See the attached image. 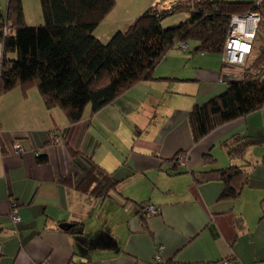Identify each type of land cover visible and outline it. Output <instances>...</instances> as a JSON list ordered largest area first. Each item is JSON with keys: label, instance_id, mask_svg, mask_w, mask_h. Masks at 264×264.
I'll return each instance as SVG.
<instances>
[{"label": "crops", "instance_id": "0c3cea01", "mask_svg": "<svg viewBox=\"0 0 264 264\" xmlns=\"http://www.w3.org/2000/svg\"><path fill=\"white\" fill-rule=\"evenodd\" d=\"M190 48L171 49L154 79L97 112L88 106L75 124L59 107L48 109L35 87L0 96V264H156L160 246L164 264H221L227 258L264 264V107L195 143L191 109L224 93L223 74L239 71L222 62L219 68L203 53L201 62L180 51ZM1 59L0 44V68ZM234 134L261 137L262 143L231 161L221 144ZM15 142L23 153L10 152ZM179 152L188 154L186 164L171 163ZM208 153L212 164L204 161ZM92 164L120 180L104 199L78 187ZM232 164L250 171L233 200L222 198L223 182L198 184L191 174ZM145 203L159 209L146 221L139 206Z\"/></svg>", "mask_w": 264, "mask_h": 264}, {"label": "trees", "instance_id": "16d2710c", "mask_svg": "<svg viewBox=\"0 0 264 264\" xmlns=\"http://www.w3.org/2000/svg\"><path fill=\"white\" fill-rule=\"evenodd\" d=\"M40 2L44 23L39 26L27 24L22 0H8L6 10L0 7V96L16 87L24 92L35 87L48 109L59 107L75 124L84 118L88 106L97 112L137 83L154 79L165 55L182 43L187 44L186 50L193 42L192 53H219L222 59L232 17L258 13L261 22L252 51L246 64L236 67L240 79L227 80L224 93L195 104L188 114L193 141L198 143L218 127L264 107V8L258 0H187L165 10L152 6L107 43L94 32L115 0ZM179 11L187 12L188 18L163 25L164 19ZM260 143L261 137L234 134L221 146L234 161L245 159L248 148ZM204 161L212 164L215 158L208 153ZM191 174L198 184L223 182L222 198L232 200L241 194L250 177L244 165L235 164ZM119 184L112 173L92 164L78 187L104 199L117 191ZM147 204L139 205L144 221L149 215L145 212Z\"/></svg>", "mask_w": 264, "mask_h": 264}, {"label": "rangeland", "instance_id": "374dc122", "mask_svg": "<svg viewBox=\"0 0 264 264\" xmlns=\"http://www.w3.org/2000/svg\"><path fill=\"white\" fill-rule=\"evenodd\" d=\"M154 0H115V6L110 11V13L105 17V19L99 24L96 28L94 34L97 38H99L103 43H107L111 37L118 31L126 30L133 21L139 17L142 13H144L151 3ZM23 8L25 12V19L28 25L31 26H39L44 23L42 6L40 0H22ZM177 1L172 0H162L158 5H156V9L165 10L172 9ZM2 6L7 5V0H0ZM182 3H187V0L182 1ZM1 6V7H2ZM182 6V5H181ZM6 7V6H5ZM188 18V13L185 11L176 12L170 16H168L163 21L164 26H170L180 21H184ZM191 48L190 52L194 50L195 44L193 42L189 43ZM182 53L187 54L188 57L197 56L196 59L204 62L205 59L201 58V53H197L192 55L189 51L180 50ZM209 58H216V66L220 68L221 64V54L219 53H207L205 54ZM10 57H14L11 55ZM205 66H209V64H205ZM159 68V66H157ZM157 68L155 69L154 74L157 73ZM182 68V67H181ZM228 69H237L236 67L226 66ZM226 70V69H225ZM194 96L193 98H195ZM229 165L225 166L228 167ZM224 167V168H225Z\"/></svg>", "mask_w": 264, "mask_h": 264}, {"label": "built area", "instance_id": "2783aa9c", "mask_svg": "<svg viewBox=\"0 0 264 264\" xmlns=\"http://www.w3.org/2000/svg\"><path fill=\"white\" fill-rule=\"evenodd\" d=\"M260 4V1H259ZM261 22V15L258 13H248L245 15H234L231 19L229 34L223 50V62L228 66L233 67H243L246 64L247 58L252 51V45L256 38L257 32L259 30V24ZM264 36V28H263ZM182 48H186L187 44L182 43ZM60 136H55V141L59 142ZM2 142V131L0 129V143ZM25 151L24 146L15 142L11 145L10 152L19 155ZM37 156L41 154L38 151ZM188 162V154L185 152H179L176 154L172 163L174 164H186ZM157 207L152 204H147L145 206V212L149 215L157 214ZM11 217L14 222L21 220L18 214V204L16 202L11 203ZM162 246L158 248V252L155 255L156 264H164L161 257ZM1 258V250H0ZM43 264H48L43 262ZM221 264H242L235 258H227L221 262Z\"/></svg>", "mask_w": 264, "mask_h": 264}, {"label": "water", "instance_id": "95a60500", "mask_svg": "<svg viewBox=\"0 0 264 264\" xmlns=\"http://www.w3.org/2000/svg\"><path fill=\"white\" fill-rule=\"evenodd\" d=\"M240 75H235V74H223V78L227 79V80H239L240 79ZM69 225H73V224H69V223H64L61 225V227H69ZM78 232H82V228L78 229Z\"/></svg>", "mask_w": 264, "mask_h": 264}]
</instances>
